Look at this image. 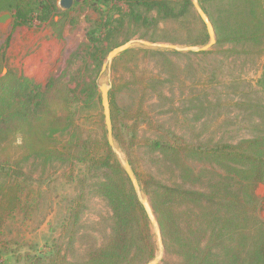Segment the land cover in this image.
<instances>
[{
    "label": "rangeland",
    "instance_id": "obj_1",
    "mask_svg": "<svg viewBox=\"0 0 264 264\" xmlns=\"http://www.w3.org/2000/svg\"><path fill=\"white\" fill-rule=\"evenodd\" d=\"M54 3L52 18L44 22L34 19L14 26L13 13L0 11V15H10L0 22V50L5 49L7 68L40 85L49 77H59L77 93L93 79L97 87L109 83L119 109L116 126L139 171L152 174L162 184L178 181L174 166L165 154L151 147V140L199 145L236 143L264 135V37L231 39L226 25L219 27L217 0H202L217 23L215 44L208 50L182 52L135 44L130 49L168 53L146 58L140 53L135 59L125 56L116 61L114 71L102 73V65L97 66L102 54L104 62L107 51L127 37L201 46L208 42L206 29L194 9L179 20L156 19L152 12L148 22L132 23L123 1L108 9L92 0L74 1L69 9H63L59 0ZM105 20L109 24L101 27ZM90 30H96L95 44L87 39ZM78 99L82 100L83 94H78ZM80 106L81 101L75 105V123L83 133L106 138L104 120L99 122L96 117L93 124L83 123ZM8 166L0 172V184L17 182L23 188V209L2 227L0 264L34 263L35 257L47 250L45 243L61 237L68 209L80 192L85 195L78 231L82 238L74 242L68 259L80 261L91 240L97 246L106 242L111 213L93 189L95 174L87 172L82 163L31 156ZM255 192L260 198L258 214L264 218V183L258 184ZM153 239L155 242L154 234ZM27 255L34 258L27 259Z\"/></svg>",
    "mask_w": 264,
    "mask_h": 264
},
{
    "label": "trees",
    "instance_id": "obj_2",
    "mask_svg": "<svg viewBox=\"0 0 264 264\" xmlns=\"http://www.w3.org/2000/svg\"><path fill=\"white\" fill-rule=\"evenodd\" d=\"M92 1L107 9L123 1L132 23L148 22V14L152 12L156 19L171 20L193 14L191 0ZM217 2L219 27L226 25L231 39L264 37V30L261 31L264 27L263 0ZM199 3L216 29L217 23L211 13L202 0ZM55 10L54 0H0V11L13 13L14 26L34 19L47 21ZM107 24L105 20L101 27ZM95 32L90 30L86 34L90 44L96 43ZM148 40L152 39L148 37ZM140 53L146 58L150 54L168 52L128 49L112 61L110 69L115 70L119 59L125 56L135 59ZM103 58L98 61V67L103 64ZM80 93L82 100L78 99ZM108 97L114 140L125 153L160 227L165 254L160 264H264V218L258 214L260 198L255 192L257 185L264 183V135L236 143L218 141L199 145L151 140V147L165 154L176 171L177 182L162 184L152 174L138 170L129 145L116 126L114 119L119 109L111 90ZM79 101L84 111L80 121L93 124L97 117L102 122L95 79L85 83L79 93L59 77H49L40 85L7 68L5 49L0 50V172L9 168L12 161L18 165L31 156L82 163L87 172L95 174L93 189L111 213L106 242L97 246L86 236L91 241L82 259H68L73 255L74 242L82 238L78 231L85 195L80 192L68 209L61 239L45 243L47 250L36 256L32 264L146 263L156 253L147 217L105 135L97 138L84 134L75 123V105ZM22 193L23 188L17 182L0 184V249L5 221L23 209ZM32 258L27 255V259Z\"/></svg>",
    "mask_w": 264,
    "mask_h": 264
},
{
    "label": "water",
    "instance_id": "obj_3",
    "mask_svg": "<svg viewBox=\"0 0 264 264\" xmlns=\"http://www.w3.org/2000/svg\"><path fill=\"white\" fill-rule=\"evenodd\" d=\"M74 1L78 0H59V4L63 9H69ZM192 7L196 13V15L199 17L201 22L203 23L207 35H208V42L204 45H185V46H180L177 44H172V43H165V42H152L149 40L145 39H129L113 48H111L105 57V60L102 64L101 67V73L105 70L109 72L110 66L112 61L123 53L124 51L132 48L135 44H140L144 47L147 48H156V49H166V50H172V51H182V52H202L208 50L211 46L215 44V33H214V26L208 17V15L204 12L202 9L200 3L198 0H191ZM8 18H10V15L5 13L0 15V22H5ZM111 85L102 83L98 85V90L100 92V103L102 107V115H103V120L105 124V129H106V141L109 147L111 148L112 152L116 156L117 160L119 161L126 177L128 178L130 185L132 187V190L140 203L147 220L149 222V225L151 229L153 230V234L155 237V242H156V253L154 257L147 261L146 263L143 264H159L163 258L164 254V245H163V239L160 231L159 224L157 222L156 216L153 212V209L150 205V202L148 198L144 195L142 188L134 174V171L132 167L130 166L128 160L124 157L120 149L117 147L114 137H113V132H112V122H111V117H110V103H109V97L108 93L110 90Z\"/></svg>",
    "mask_w": 264,
    "mask_h": 264
}]
</instances>
